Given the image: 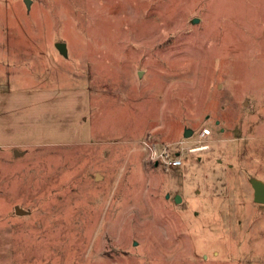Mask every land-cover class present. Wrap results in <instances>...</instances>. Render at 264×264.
<instances>
[{
    "label": "rangeland",
    "instance_id": "obj_1",
    "mask_svg": "<svg viewBox=\"0 0 264 264\" xmlns=\"http://www.w3.org/2000/svg\"><path fill=\"white\" fill-rule=\"evenodd\" d=\"M30 1L0 0V264H264V0Z\"/></svg>",
    "mask_w": 264,
    "mask_h": 264
},
{
    "label": "built area",
    "instance_id": "obj_2",
    "mask_svg": "<svg viewBox=\"0 0 264 264\" xmlns=\"http://www.w3.org/2000/svg\"><path fill=\"white\" fill-rule=\"evenodd\" d=\"M208 135V129H203L200 133V137L203 138L207 137ZM205 148L206 146L198 145L196 147L189 148L187 151L192 153ZM145 149L148 152V159L154 164L160 165L167 169L180 168L182 166L185 149L181 143L173 145L163 144L160 147H157L155 143H152L150 145H146Z\"/></svg>",
    "mask_w": 264,
    "mask_h": 264
},
{
    "label": "water",
    "instance_id": "obj_3",
    "mask_svg": "<svg viewBox=\"0 0 264 264\" xmlns=\"http://www.w3.org/2000/svg\"><path fill=\"white\" fill-rule=\"evenodd\" d=\"M23 2L25 4L26 8L28 9L31 1L30 0H23ZM197 22H198L197 19H193L191 23L195 24ZM56 48L61 55L66 56L65 45L63 43H57ZM191 134H192L191 130L185 129L183 137L189 138L191 136ZM155 166H157V164H155ZM250 184H251V187L253 189V201L255 203H258V204H264V184L261 181L254 179V178L250 179ZM167 197H168V195H167ZM180 199L181 198L179 195L174 196V202L175 203H179ZM15 211H16L17 215H24L25 214V212L19 208H15Z\"/></svg>",
    "mask_w": 264,
    "mask_h": 264
},
{
    "label": "flooded vegetation",
    "instance_id": "obj_4",
    "mask_svg": "<svg viewBox=\"0 0 264 264\" xmlns=\"http://www.w3.org/2000/svg\"><path fill=\"white\" fill-rule=\"evenodd\" d=\"M169 196V195H168ZM173 201H174V197H173Z\"/></svg>",
    "mask_w": 264,
    "mask_h": 264
}]
</instances>
